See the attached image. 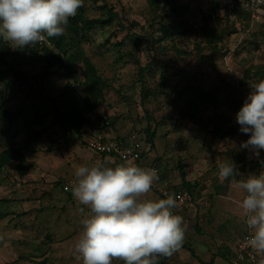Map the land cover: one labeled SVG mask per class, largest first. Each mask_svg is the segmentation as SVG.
<instances>
[{"label":"rangeland","instance_id":"1","mask_svg":"<svg viewBox=\"0 0 264 264\" xmlns=\"http://www.w3.org/2000/svg\"><path fill=\"white\" fill-rule=\"evenodd\" d=\"M212 2L173 0L164 8L162 0H83L87 19L108 21L81 44L96 72L94 85L81 61L76 69L48 68L41 51L15 66L41 89L30 91L10 71L0 80V108L15 113L14 121H0V154L16 148L26 159L22 168L17 161L0 162V264H83L76 244L90 210L70 199L69 191L43 190L39 182L43 158L54 159L73 143L80 142V154L90 157L83 139L103 118L123 136L155 129L145 160L158 166L170 187L184 185L183 171L193 195L210 200L186 214L187 248L165 262L160 257L159 264H264V252L244 246L249 229L236 203L244 196L236 181L264 172V154L240 147L249 135L236 121L249 83L264 80V23L251 28L244 21L226 22L225 28L208 15ZM211 35L219 39L218 50ZM7 45L0 44V59L15 48ZM71 101L84 110L81 138L65 134L49 108L53 102L65 109ZM231 161L241 176L222 181L218 165ZM9 191H17L18 199L8 200ZM144 199L162 197L151 189ZM26 201L37 208H25ZM112 264L125 262L114 258Z\"/></svg>","mask_w":264,"mask_h":264},{"label":"clouds","instance_id":"2","mask_svg":"<svg viewBox=\"0 0 264 264\" xmlns=\"http://www.w3.org/2000/svg\"><path fill=\"white\" fill-rule=\"evenodd\" d=\"M83 0H0V37L17 49L49 43L64 35L69 18ZM250 93L236 115L240 131L249 138L241 142L259 156L264 150V80L249 83ZM223 181L241 176L233 161L218 165ZM156 169L141 168L128 160L115 167L103 164L76 166L71 188L74 198L90 210L81 221L83 231L76 244L83 264H159L183 243V217L175 214L172 195L144 199L158 180ZM244 192L236 201L249 229L247 246L264 252V172L236 181Z\"/></svg>","mask_w":264,"mask_h":264},{"label":"trees","instance_id":"3","mask_svg":"<svg viewBox=\"0 0 264 264\" xmlns=\"http://www.w3.org/2000/svg\"><path fill=\"white\" fill-rule=\"evenodd\" d=\"M162 4L164 8H167L173 4V0H162ZM83 12L84 9L80 8L78 14L69 18L68 24L66 26L68 36L64 33V35L60 37L49 38V43L47 44L35 43L30 44L22 49H17L16 47L9 49V53L4 54L5 56H2L0 59V80H4L8 71H10L15 77H17V79L20 80V83L27 85L30 91L41 89V85L39 83L31 82L26 76L19 72V68L16 69L15 67L19 66L21 61L28 54H35L41 51L46 55V63L48 68L58 65L59 67L67 70L72 68L76 69L78 62L81 61L86 67V72L90 78L91 85H94L96 83V72L91 61L86 56H84V53L81 50V44L87 41V33L91 32L97 26H105L108 24V21L101 19H87L83 15ZM224 27L228 28L230 25L225 23ZM211 38L213 39V42H215V50H218L219 39L216 35H211ZM0 44L3 47H8L7 41H4L2 37H0ZM145 70L146 69H142L140 71L141 77H143ZM86 86L90 89L88 84ZM142 86L144 87V83H142ZM53 102L52 104H49V108L51 109L54 121L61 125L65 134L69 133L70 135H76L77 138H81L82 128L86 121L84 110L79 107L77 101L69 102L65 109H61ZM1 120H8L12 122L15 120V113L0 108V121ZM105 120V118L101 119L99 124ZM112 125L113 123L108 129L105 130L108 136L110 133L109 131L115 132V129L111 128ZM143 135L145 145L153 147L156 137L155 129H152L151 126H148L144 130ZM35 136L40 137L41 135L37 133ZM263 154L264 150H260L259 156H263ZM2 161H17L18 166L21 168L25 167L26 164V159L21 153V150L16 148L8 149L7 151L1 153L0 162ZM181 176L183 178L184 185L171 187V192L175 193L187 190L193 194L191 185L185 181V174L183 171H181ZM1 183L2 182L0 179V185ZM180 247L187 248L185 240H183V243ZM168 257H161V259L163 262H165Z\"/></svg>","mask_w":264,"mask_h":264},{"label":"built area","instance_id":"4","mask_svg":"<svg viewBox=\"0 0 264 264\" xmlns=\"http://www.w3.org/2000/svg\"><path fill=\"white\" fill-rule=\"evenodd\" d=\"M211 9L208 15L212 20H220L226 22H248L252 28L255 24L264 23V0H212ZM41 44V43H40ZM111 125V121L105 120L98 127L84 138V145L96 153L104 156L112 163L123 164L125 161L131 160L141 168L156 169L158 180L153 183L152 190H155L162 198L172 195L177 203L178 208L174 209V213L183 217V223L187 220L186 214L191 210L197 211L201 207H208L210 200L200 197L196 198L187 190L172 193L170 186L163 182L161 172L157 165L149 163L145 160L147 146L144 143V135L141 132L132 131L126 136L110 137L105 130ZM75 179H66L64 181V190L71 191L73 181ZM244 238V246L251 248L246 244Z\"/></svg>","mask_w":264,"mask_h":264},{"label":"crops","instance_id":"5","mask_svg":"<svg viewBox=\"0 0 264 264\" xmlns=\"http://www.w3.org/2000/svg\"><path fill=\"white\" fill-rule=\"evenodd\" d=\"M109 136L111 137H122L123 134L121 135L118 132H114V131H109ZM115 135V136H114ZM84 141V139H83ZM80 144V142H76L75 144L73 143L71 145V147L69 149L66 150V152H59L57 153L56 157L54 159H52L53 157L49 156V159L43 158V178L40 179V184H43V190H47L50 189L51 191L54 189H60L61 191L64 189V181L66 179H75V170H76V166L79 165H85V166H93L95 164H103L107 167H115L118 166L119 164L117 163H112L108 160V158L101 156V155H97L96 153L91 151V156L88 158H84L81 154L78 148V145ZM84 147V146H83ZM49 160V161H46ZM67 171L70 170L71 171V175L68 176V174H66L65 176H62V174H60L61 172L59 171ZM59 172V173H57ZM51 174L55 175L54 179L49 178V176ZM24 179V178H22ZM25 180V179H24ZM23 180V181H24ZM31 179H27L26 182H29ZM37 180V181H35ZM39 179H34V182H38ZM60 184V186L57 187V185ZM30 186V185H29ZM37 189L36 187H33L32 190ZM33 192V191H32ZM63 192V191H62ZM68 194L71 195V198H73V194L72 191H69ZM20 194L17 191H9L7 193V197L8 200L10 201H15L18 198L16 196H19ZM27 203H24V207L30 210H34L37 207L35 205H33L32 203H28V201H26ZM68 203L66 204V201H63L62 199V207H67ZM43 209H44V200H43ZM6 216V217H5ZM14 215H11L9 213L4 214L5 218H11Z\"/></svg>","mask_w":264,"mask_h":264}]
</instances>
